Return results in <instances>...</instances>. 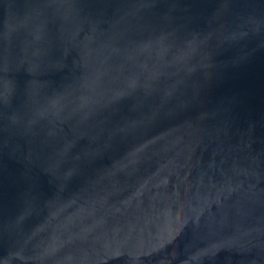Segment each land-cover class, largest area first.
I'll use <instances>...</instances> for the list:
<instances>
[{
	"label": "water",
	"instance_id": "water-1",
	"mask_svg": "<svg viewBox=\"0 0 264 264\" xmlns=\"http://www.w3.org/2000/svg\"><path fill=\"white\" fill-rule=\"evenodd\" d=\"M0 264H264V0H0Z\"/></svg>",
	"mask_w": 264,
	"mask_h": 264
}]
</instances>
